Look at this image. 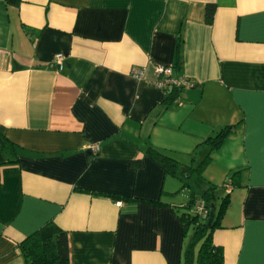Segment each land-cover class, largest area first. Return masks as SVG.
I'll return each instance as SVG.
<instances>
[{
	"label": "crops",
	"instance_id": "1",
	"mask_svg": "<svg viewBox=\"0 0 264 264\" xmlns=\"http://www.w3.org/2000/svg\"><path fill=\"white\" fill-rule=\"evenodd\" d=\"M157 66L195 85L166 106ZM230 125L188 184L229 195L223 264H264V0H0V264L48 222L69 264H182L179 180L147 149L194 168Z\"/></svg>",
	"mask_w": 264,
	"mask_h": 264
},
{
	"label": "trees",
	"instance_id": "2",
	"mask_svg": "<svg viewBox=\"0 0 264 264\" xmlns=\"http://www.w3.org/2000/svg\"><path fill=\"white\" fill-rule=\"evenodd\" d=\"M7 5H17L20 0H5ZM213 6L206 8V19L209 22L213 15ZM178 89H171L166 93L164 105L170 104L177 97ZM236 125L225 126L220 129L213 137H209L205 144L209 146V153L206 158L199 162L196 167L183 166L177 160L152 147L147 149V155L156 161L162 168L165 176H171L182 182V187H189L190 198L188 203L176 209L177 217L181 222L182 235L186 237L189 230V242L183 253L182 264H223V252L219 246L214 245L212 234L219 228L220 222L229 206V195L221 197L216 207V187L210 186L196 195L193 189L185 182L193 174H200L203 166L210 160V154L218 150L224 143L227 136L235 129ZM142 160L132 162L135 168H141ZM238 172L234 173V176ZM233 178V177H232ZM231 182L225 187L230 188ZM115 199L127 200V197H113ZM162 204L160 201L148 202ZM202 203L207 215L198 212L196 206ZM211 217V220H210ZM19 251L25 264H69V247L67 235L59 229L53 222H48L39 230L27 236L18 244Z\"/></svg>",
	"mask_w": 264,
	"mask_h": 264
},
{
	"label": "built area",
	"instance_id": "3",
	"mask_svg": "<svg viewBox=\"0 0 264 264\" xmlns=\"http://www.w3.org/2000/svg\"><path fill=\"white\" fill-rule=\"evenodd\" d=\"M54 62L57 65L59 71L63 70L64 67V58L61 55H56L54 58ZM156 75L158 80L155 83V86L161 90L167 91L169 89H190L192 88L195 84L194 82L190 80H185L182 78H174L172 76V67L169 66H157L155 69ZM133 76L137 79L142 78V72L139 70H133L132 71ZM91 150L93 152L97 151V147H91ZM230 190V188H229ZM196 209L198 212L203 213L204 215H207V212L204 211L202 203L198 204L196 206Z\"/></svg>",
	"mask_w": 264,
	"mask_h": 264
},
{
	"label": "rangeland",
	"instance_id": "4",
	"mask_svg": "<svg viewBox=\"0 0 264 264\" xmlns=\"http://www.w3.org/2000/svg\"><path fill=\"white\" fill-rule=\"evenodd\" d=\"M191 181V179L189 178V179H186L185 180V182L186 183H189ZM175 184H177V183H175ZM179 186L181 187V190H180V192L177 194H175L176 195V197H179V200L181 201V205L184 207L187 203H188V201H189V198H190V193H189V190H188V187H182V182H180L179 181ZM181 193V194H180ZM165 199V198H164ZM164 200H162V202H163ZM191 233H192V230L190 229L189 230V236L191 235Z\"/></svg>",
	"mask_w": 264,
	"mask_h": 264
},
{
	"label": "water",
	"instance_id": "5",
	"mask_svg": "<svg viewBox=\"0 0 264 264\" xmlns=\"http://www.w3.org/2000/svg\"><path fill=\"white\" fill-rule=\"evenodd\" d=\"M210 220H211V217H210Z\"/></svg>",
	"mask_w": 264,
	"mask_h": 264
}]
</instances>
